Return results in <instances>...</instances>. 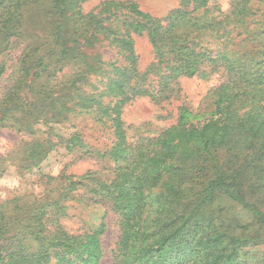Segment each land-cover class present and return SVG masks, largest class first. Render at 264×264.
Returning a JSON list of instances; mask_svg holds the SVG:
<instances>
[{
    "label": "trees",
    "instance_id": "1",
    "mask_svg": "<svg viewBox=\"0 0 264 264\" xmlns=\"http://www.w3.org/2000/svg\"><path fill=\"white\" fill-rule=\"evenodd\" d=\"M85 1L0 0V128L20 135L0 154V176L38 169L59 147L72 161L113 162L109 176L102 163L65 166L43 192L0 201V264H99L109 212L111 264H264V0L180 1L165 17L128 0L84 12ZM131 31L151 45L142 70ZM206 72L222 78L207 107L181 103L158 127L122 119L133 98L166 101L178 77ZM87 120L99 140L108 125L104 147L89 143ZM99 208L95 225L63 224Z\"/></svg>",
    "mask_w": 264,
    "mask_h": 264
},
{
    "label": "rangeland",
    "instance_id": "2",
    "mask_svg": "<svg viewBox=\"0 0 264 264\" xmlns=\"http://www.w3.org/2000/svg\"><path fill=\"white\" fill-rule=\"evenodd\" d=\"M106 0H86L82 4V9L84 12H88L97 8V6ZM127 1V0H120ZM136 2L139 8L153 16L165 17L169 12L180 6V1H183L185 5L190 6L198 5L200 0H128ZM222 8L226 7V0H219ZM118 16L114 17L115 24L120 25L121 18H124L121 14L117 13ZM134 39L135 52L138 53L139 59L137 65L139 69H144L152 60L153 53L151 45L148 42L146 35L136 34L135 32H130ZM105 43V42H104ZM100 52L106 58H114V50L107 46H101ZM17 53L15 50L14 54ZM119 58L118 64H126L124 59ZM9 71V70H8ZM8 71L5 75H7ZM207 73V72H206ZM4 75V76H5ZM156 76L152 81L153 85H156ZM220 73H199L192 77L181 76L178 77V93L176 96H171L170 99L156 103L149 96H138L128 101L122 107V119L126 124H133L132 129H135V124H139L142 121L150 120L155 126L169 125L174 123L175 117L177 115L178 106L181 103H185L193 112L199 111L203 107L209 105L210 99L206 97L207 91L218 84L221 81ZM7 81H0V93L3 91V87L6 85ZM206 115H208L206 113ZM205 116L203 111L198 114L195 119L198 120ZM81 120V119H80ZM79 127L82 129L83 133L87 137L91 145H96L97 147H104V141L106 142V137L108 136V125L104 126L101 132H104L103 138L98 139L95 134L90 136L96 127H93L89 120L83 122L80 121ZM20 135L16 134L14 131L7 128H0V154H3L7 148L16 144L18 137ZM73 156L65 152V150L56 148L52 151L48 157L43 161L38 169L33 171H27L16 165H8L0 176V201L13 198L15 196L24 194H39L49 187L48 183H51V178L55 177L65 166L67 172L73 174H80L87 169H97L103 164L104 175L109 176L111 174V169L113 162L111 160H104L103 162L98 161L96 158H84L78 161H72ZM102 163V164H101ZM103 209L99 208L95 210L94 214L87 211L86 214L80 215L81 217L69 216L63 220V224L68 230L72 232H79L82 228V220L86 221L91 218L88 223L98 222V216L102 213ZM90 216V217H89ZM114 216L109 212L105 220V229L100 235L101 247L103 250V256L99 264H111V256L109 250L114 246V242L118 235V227L114 221ZM94 221V222H93ZM74 264V263H69Z\"/></svg>",
    "mask_w": 264,
    "mask_h": 264
}]
</instances>
